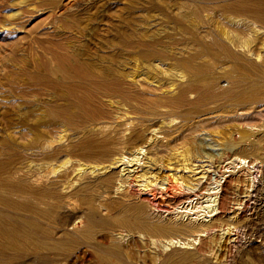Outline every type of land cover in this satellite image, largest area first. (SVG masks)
Returning <instances> with one entry per match:
<instances>
[{
	"label": "rangeland",
	"instance_id": "obj_1",
	"mask_svg": "<svg viewBox=\"0 0 264 264\" xmlns=\"http://www.w3.org/2000/svg\"><path fill=\"white\" fill-rule=\"evenodd\" d=\"M232 1L0 0V160L17 152L23 156L25 165L30 161L28 156L58 148L57 157L62 161L67 148L89 136L90 126L74 129L65 122L55 126L49 121L36 129L6 125L10 118L13 121L28 112L41 116L55 103L42 81L56 80L57 76L50 70L58 65L56 56L90 65L98 71L113 70L122 76L119 78L125 86L144 93L150 101L159 98L163 102L186 87L188 102L180 108L168 109L159 102L152 104V109V105L147 107L140 101L127 103L104 97L99 103L107 109V115L101 121L120 128L123 118L134 123L157 122L163 131L171 132L169 135L160 131L155 143L152 140L149 152L144 156V147L141 156L138 155L144 158L135 171L138 175L145 173L144 180L149 178L148 181L160 186L175 172L191 184L206 181L207 190L176 208L155 200L158 214L179 222L211 220L217 212L211 209L218 207L220 186L229 177L232 184L224 191L225 211L218 216L220 227L210 232L202 244L198 240L189 244L153 243L138 233L132 237L126 231L119 238V228L105 232L111 240L123 243L126 258L135 264H159L198 246L202 247L197 254L198 264H264V140L257 152L242 151L250 142L264 139V84L252 71L238 68L240 64L221 55L212 43L218 36L223 42L231 43L236 52L247 53L253 47L246 40L250 30L243 23L240 24L247 28L246 36L240 39L246 43L243 49L223 33V29L231 35L236 33L235 23H231L223 10ZM257 60L262 62L261 58ZM236 81L242 84L236 93L200 105L195 103L203 89L214 86L228 91ZM248 94L261 97L243 100ZM28 116L32 115L28 113ZM38 134L43 135V141H37ZM28 144L35 147H22ZM184 160L190 168L184 169ZM142 197L152 199L149 194ZM100 234L95 242L109 245V240L100 242ZM25 261L39 264L30 259ZM44 264L96 263L72 262L62 256Z\"/></svg>",
	"mask_w": 264,
	"mask_h": 264
},
{
	"label": "bare ground",
	"instance_id": "obj_2",
	"mask_svg": "<svg viewBox=\"0 0 264 264\" xmlns=\"http://www.w3.org/2000/svg\"><path fill=\"white\" fill-rule=\"evenodd\" d=\"M200 1L207 3V0ZM223 10L230 16L231 23H235V34L231 35L223 29L226 37L231 42L236 40L238 47L246 46L240 40L247 34V28L240 24L243 23L250 30L246 40L253 47L247 53L236 52L231 43L223 42L218 36L213 38L212 43L219 48L221 55L240 64L238 68L245 67L252 71L255 78L264 84V0H234ZM220 23L224 24L225 21ZM251 55L255 58L252 59ZM260 58L261 63L257 60ZM55 59L58 65L50 70L57 76L56 80L46 78L42 81L55 98V103L49 105L41 116L28 112L31 117L27 113L13 121L10 118L6 125L20 124L27 129H36L51 121L55 126L65 122L74 129L90 126L92 130L88 132L89 136L65 150L62 161L57 157L58 148L28 156L30 161L25 165L23 156L17 152H12L6 160H0V264H26V259L44 264L48 260L55 262L62 256L78 263L135 264L126 258L123 243L113 238L111 240L107 234L109 230L119 228V238L126 231L131 235L138 233L153 243L166 241V244L172 245L195 243L197 240L201 242L210 232L217 230L220 227L218 216L225 211L222 202L225 188L231 181L229 177L220 186L222 192L218 194V207L215 205L217 208L211 209L217 212L211 220L179 222L170 214L169 217L158 214V208L154 207L155 200L160 199L170 208H176L205 191L206 181L191 184L175 172L169 174L160 186L148 181L149 178L144 180L142 176L146 174L138 175L135 170L141 166L145 152H149L158 134L166 132L170 135L171 132L163 131V126L157 122L138 120L134 123L129 118H123L120 128L101 121V117L107 115V109L101 108L99 103L104 97L119 98L127 103L140 101L147 107L160 102L161 106L169 109L184 106L188 102L189 90L183 87L163 102L159 98L150 101L145 99L144 93L125 86L119 78L122 76L113 70H94L90 65L68 61L64 56H56ZM251 77L248 75V78ZM241 87V82L236 81L228 91L214 86L205 88L195 103L200 105L213 98L232 95ZM254 97L261 96L248 94L243 100ZM41 138L43 135L38 134L37 141H43ZM263 140L259 138L250 142L251 145L242 147V151L257 152ZM27 146L35 147L33 144L22 147ZM142 151L144 156L140 158ZM134 166V169L128 168ZM183 166L184 169L190 168L186 160ZM115 169L118 171H113ZM147 194L152 199H143L142 196ZM98 233H101L100 242L109 240L110 244L95 242ZM201 248L198 246L194 251L180 252L177 258L162 260L159 264H198L196 259Z\"/></svg>",
	"mask_w": 264,
	"mask_h": 264
}]
</instances>
